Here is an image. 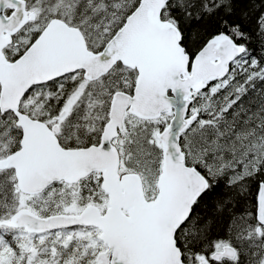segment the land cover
Returning a JSON list of instances; mask_svg holds the SVG:
<instances>
[{"label":"snow or ice","instance_id":"6c2138e0","mask_svg":"<svg viewBox=\"0 0 264 264\" xmlns=\"http://www.w3.org/2000/svg\"><path fill=\"white\" fill-rule=\"evenodd\" d=\"M0 264H264V0H0Z\"/></svg>","mask_w":264,"mask_h":264}]
</instances>
